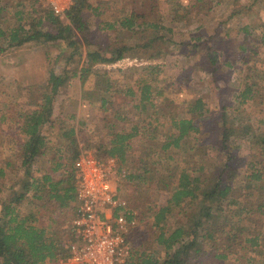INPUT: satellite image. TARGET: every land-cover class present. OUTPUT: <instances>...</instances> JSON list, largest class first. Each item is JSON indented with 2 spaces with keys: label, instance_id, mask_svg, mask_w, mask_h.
<instances>
[{
  "label": "trees",
  "instance_id": "1",
  "mask_svg": "<svg viewBox=\"0 0 264 264\" xmlns=\"http://www.w3.org/2000/svg\"><path fill=\"white\" fill-rule=\"evenodd\" d=\"M36 2L16 0L11 5L10 0L4 4L0 0V56L7 57L15 52L23 55L29 52V48L36 49L41 42H51L59 50L55 62L62 66L59 74L52 67L49 69L44 91L30 108L15 110L10 109L8 103L0 105V142L7 145L5 150L9 152L0 160V264H56L65 253L66 238L61 234L70 231L75 215V161L81 151L91 150L95 144L98 158L114 156L130 168L126 177L129 183H136L141 188L146 184L156 195L159 190L167 192L165 203L152 214L151 226L158 233L148 240L145 232H133L130 255L122 264H189L191 259L202 258L208 253H212V259L208 260L213 264L214 259L226 264L252 261L245 250L253 252L259 248L264 223V127L261 130L255 127L240 108L255 96L264 101V73L259 70L252 73L251 66H248L235 93L238 106L230 112L224 105L219 113L221 148L226 149L235 133V125H240L236 131L238 136L248 142L249 153L241 168L232 167L227 162L212 169H207L208 164L204 162L190 167L189 159L197 155L194 145L190 144L193 140L191 133L201 130L199 125L209 113L203 99L196 98L180 110L163 113L162 108L157 109L154 103L155 96L162 94L158 90V75L164 70L163 65L147 64L129 69L137 76L131 78L129 85L123 86L118 79L108 78L106 71H93L96 63L124 57L129 47L115 49L114 58L102 55L99 51L101 45L91 40L87 30L84 16V9L90 6L87 0L73 1L66 12L68 23H63L48 7L36 17L30 15ZM8 7L13 9L11 17L15 18V25L9 26L3 19ZM134 10L119 21V26L131 30L132 34L148 33L144 43H138L137 47L144 50L153 47L149 59L166 55L164 47L154 45L164 44V35L157 32L171 31L164 26L162 12L158 13L153 5L148 6L147 13ZM155 16L159 18L157 21L152 19ZM25 20H32L28 28L23 24ZM47 24L52 31L42 29ZM241 30L245 36L253 34L247 25ZM257 35L238 46L237 55L243 61L258 54L257 43L259 46L264 44V21ZM207 43L203 42L208 48V60L213 63L216 60ZM84 44L88 49L81 62ZM197 47L195 43L190 45L191 51ZM225 64L234 66L230 60ZM91 74L96 78L95 86L104 94L121 93L137 102L130 101L125 107L102 95L94 114L83 116L74 111L57 117L60 132L68 143L65 148L56 147L51 159L55 164L52 169L47 166L41 172L37 168L32 170L34 163L50 155L52 149L46 144L42 129L46 123L52 122L53 99L70 79L77 77L84 86ZM88 98L82 93L79 100L70 103L76 107ZM164 109L168 108L165 106ZM133 110L144 113V117L139 115L136 118ZM94 120V127L87 132V125ZM123 122L128 123L127 128L123 127ZM258 122L263 124L264 120ZM103 130H106L104 135ZM153 154L165 161L174 159L175 154L180 155L187 168H182L177 175L167 165L159 170L160 163L150 160ZM189 207H195V210L185 212L188 213L185 219L176 220L170 226L168 222L172 214L176 211L177 214L183 213ZM240 253L239 258L237 254Z\"/></svg>",
  "mask_w": 264,
  "mask_h": 264
},
{
  "label": "rangeland",
  "instance_id": "2",
  "mask_svg": "<svg viewBox=\"0 0 264 264\" xmlns=\"http://www.w3.org/2000/svg\"><path fill=\"white\" fill-rule=\"evenodd\" d=\"M6 1L1 0L2 4ZM15 1L10 0V4L12 5ZM91 1L96 2V5L102 4L101 11L96 13L92 9H84L87 30L90 31L91 40L101 45L99 51L102 55L106 58H114L116 56L115 49L122 46L129 47L124 52V57L110 62L96 63L93 65V71H106L108 78L118 79L125 86L130 84L131 78L137 76L129 69L139 68L141 65L147 64L163 65L164 70L158 75L160 79L158 90L162 94L156 95L154 98L157 109L162 108L163 113L169 114L172 111L180 110L181 107L186 106L188 102L196 98L203 99L209 109V113L206 114L208 118L206 117L202 122L203 124L199 125L201 130L198 133H191L193 140L190 144L194 145L193 149L197 150V155L195 158L189 159L190 165L188 166L192 167L204 162L206 165L208 164L207 169H212L216 165H223L227 162L232 167L241 168L249 153L248 142L238 136L236 131H239L240 125H235V133L230 137L226 149L221 148L222 126L219 113L224 105L230 112H233L238 106L235 93L247 73L248 66H251L252 73L258 72V70L264 73V44L260 46L258 43L256 44L258 54L249 61H243L237 55L238 46L243 42H250L261 31L264 21V0H125V7L114 2L115 10L112 14L110 13L112 19H108L104 11V3L113 5L109 4L110 0ZM30 4L28 2V5ZM133 5L135 10L140 13L145 11L147 13L148 6L153 5L157 7L158 13L162 12L164 15V26L171 28V31L164 29L157 32L159 35H164V44L154 45L155 47H164L166 55L154 60L149 59L148 54L153 53L154 48L144 50L137 47L138 43L140 45L144 43L145 35L148 33L132 34L131 30L128 31L119 26L118 21L122 19L125 10L128 13L130 10H134ZM34 7L36 8L30 15L35 17L38 12L48 10L47 7L38 2ZM12 11L11 7L4 11L3 19L9 26L13 25L15 21V18L11 17ZM26 11L30 13L28 8ZM147 18L150 19L149 16ZM153 18L155 21L159 19L157 16ZM114 19L116 20L115 23L110 22ZM60 20L63 23H68V21ZM31 21L25 20L24 26L28 28ZM245 25L249 26V31L253 33L250 36H245L244 31L241 30ZM42 29L52 31V27L48 24L42 26ZM204 41L208 42L209 51H212V57L216 60L213 63L208 60V48L203 44ZM193 43L198 47L191 51L190 45ZM87 49L88 46L82 45L81 62L85 59ZM92 49L95 50V47ZM28 51L24 52L23 55L15 52L7 55V57L0 56V105L8 103L10 109L15 110L30 108L33 103L39 101L41 93L44 91V80L47 79L49 69L52 67L57 74L61 72V64L55 62V56L59 50L51 42H41L36 49L29 48ZM139 55L144 57L139 58ZM76 59L78 60L79 57ZM226 60L233 61L234 66H227ZM95 79L94 75L91 74L84 86H81L76 77L62 86L63 90L57 93L52 101V122L46 123L42 129L43 135L47 137L49 142L55 144L61 141L60 121L57 120V117L74 111L83 116L94 114L102 95L107 99L114 100L117 104H123L125 107V104L131 103L130 101L137 102L136 99L131 100V97H124L121 93L104 94L95 86ZM82 93L90 98L86 101L83 100L80 105L75 107L70 101L79 100ZM165 106L168 108L167 110L164 109ZM240 109L245 117H249V122L251 121L255 127H260V130L264 127V123L258 122L259 119L264 120V101L261 102L255 96L250 103L244 104ZM133 114L136 118L139 115L141 117L145 115L136 110H133ZM93 124H95V120L87 125V132L91 131L94 127ZM122 125L127 128L128 123L123 122ZM105 132L106 130H103V135ZM5 146H7L5 143L0 142V160L9 155V152L5 150L8 148ZM93 146L96 147V144ZM150 160L160 163L157 166L159 170L164 165L171 167L176 175L182 168H187L185 160L176 154L174 159L166 161L162 158L159 160V156L153 154ZM122 166L126 171L130 170L124 163ZM35 167H38L36 162L32 170ZM33 173L39 175L38 172L34 171ZM120 187L129 207L137 211L138 223L133 232H145L148 240H151L158 233L151 226L152 214L161 204L165 203L167 192L159 190L156 195L155 191L146 184L143 188L137 187L136 183H129L127 179L126 182L121 183ZM195 204L197 205V203ZM193 209L195 210V207ZM193 209L189 207L183 213L174 212L168 223L171 226L176 220L185 219L188 214L185 212ZM242 223L244 225L245 221L243 220ZM225 229L227 230L228 227L226 226ZM260 236L261 245L256 251L245 250L247 256L249 255L248 258L252 259V261H248V264H264V223L260 230ZM244 246L248 247L249 245L244 244ZM211 254L208 253L202 258L191 259L189 264H213L208 260L212 259ZM237 256L240 258L242 253L237 254ZM213 261L215 264H226L221 260L214 259ZM231 264L238 263L231 262Z\"/></svg>",
  "mask_w": 264,
  "mask_h": 264
},
{
  "label": "built area",
  "instance_id": "3",
  "mask_svg": "<svg viewBox=\"0 0 264 264\" xmlns=\"http://www.w3.org/2000/svg\"><path fill=\"white\" fill-rule=\"evenodd\" d=\"M67 22L73 0H36ZM96 147L81 151L75 161V215L65 253L56 264H122L131 252L137 211L129 207L120 187L127 172L117 157L98 158Z\"/></svg>",
  "mask_w": 264,
  "mask_h": 264
},
{
  "label": "crops",
  "instance_id": "4",
  "mask_svg": "<svg viewBox=\"0 0 264 264\" xmlns=\"http://www.w3.org/2000/svg\"><path fill=\"white\" fill-rule=\"evenodd\" d=\"M87 2L90 4V7H89V9H92L95 13L96 12H99V11H101V8H102V4H98V5H96L97 3L96 2H92L91 0H87ZM114 2H117V3H120L121 5H123V7H125V0H110L109 1V4H113L112 6H110V5H108V4H106V3H104V8H105V14L108 16V19H112L111 17H110V13L112 14L113 12H114V10H115V8L113 7L114 5H115V3ZM164 5H165V3H164ZM128 14V12H127V10H125V12H124V14H123V17L124 16H126ZM165 14H167V13H165ZM166 16V15H165ZM122 17V18H123ZM115 19H114V21H110V22H112V23H115ZM119 22V21H118ZM45 126V125H44ZM43 126V127H44ZM60 136H61V141L59 142V143H55V144H53V143H51V142H49L48 140H47V137H45V140H46V144L48 145V146H50V147H52V149L50 150V155H45L44 157H42V158H39L37 161H36V163H37V165H38V167H35V168H37L36 170L38 171V172H41L43 169H44V167L46 168L47 166L49 167V169L51 168L52 169V167H54V163L52 162V157L55 155V149H56V147H62V148H65L66 147V145H67V139L61 134V132H60ZM52 144V145H51ZM46 165V166H45ZM127 172V175L129 174V171H126Z\"/></svg>",
  "mask_w": 264,
  "mask_h": 264
}]
</instances>
